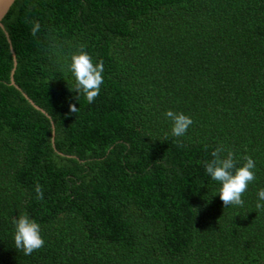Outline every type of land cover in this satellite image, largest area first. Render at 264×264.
Masks as SVG:
<instances>
[{
  "label": "trees",
  "instance_id": "trees-1",
  "mask_svg": "<svg viewBox=\"0 0 264 264\" xmlns=\"http://www.w3.org/2000/svg\"><path fill=\"white\" fill-rule=\"evenodd\" d=\"M1 23L0 264H264V0H16ZM52 38L103 61L94 103ZM169 110L193 120L183 137ZM221 144L255 161L243 206L205 171ZM21 215L45 242L31 255Z\"/></svg>",
  "mask_w": 264,
  "mask_h": 264
},
{
  "label": "clouds",
  "instance_id": "clouds-1",
  "mask_svg": "<svg viewBox=\"0 0 264 264\" xmlns=\"http://www.w3.org/2000/svg\"><path fill=\"white\" fill-rule=\"evenodd\" d=\"M29 23L31 24V35L35 38L41 30V25L38 21H29ZM49 51L57 57L58 61L62 62V67H67V70L75 78L74 91L78 93V97L83 94L87 103H94L104 82L103 61L94 64L91 56L82 48L77 49L69 58L63 53L61 45L56 43L55 38L50 40ZM77 110L75 105H70L72 113H76ZM165 115L172 122L171 134L174 137H183L193 124V120L183 113L169 110ZM178 146L182 147L183 145L178 142ZM225 152L226 155H224ZM211 157V160L204 161V168L212 180L222 185L219 189V198L223 205L225 208L230 205L243 206L242 196L247 191L248 185L256 178L253 171L255 161L250 156H244L245 163L242 167H237L234 152L226 149L223 144L211 152ZM35 192L37 200L42 201L44 193L42 186L38 183L35 186ZM256 209L264 210V189L258 191ZM13 223L15 224V247L22 250L24 255H31L44 246L40 225L35 220L30 219L27 215H21L18 219H14Z\"/></svg>",
  "mask_w": 264,
  "mask_h": 264
},
{
  "label": "water",
  "instance_id": "water-1",
  "mask_svg": "<svg viewBox=\"0 0 264 264\" xmlns=\"http://www.w3.org/2000/svg\"><path fill=\"white\" fill-rule=\"evenodd\" d=\"M16 2V0H0V28L3 29V25H2V20L3 18L8 14V12L12 9L14 3ZM10 51H11V54H12V57H13V69L11 71V74H10V83L11 85H14V81H13V74H14V69H15V66H16V61H15V58H14V54H13V51L11 50L10 48ZM30 104L33 105L32 102H30ZM37 110H40L37 106H34ZM43 113V111H41Z\"/></svg>",
  "mask_w": 264,
  "mask_h": 264
}]
</instances>
